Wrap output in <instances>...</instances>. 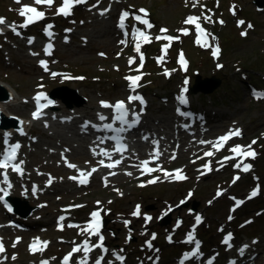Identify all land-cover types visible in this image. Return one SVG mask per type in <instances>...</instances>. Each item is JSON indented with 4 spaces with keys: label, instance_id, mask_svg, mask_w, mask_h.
I'll use <instances>...</instances> for the list:
<instances>
[{
    "label": "rangeland",
    "instance_id": "obj_1",
    "mask_svg": "<svg viewBox=\"0 0 264 264\" xmlns=\"http://www.w3.org/2000/svg\"><path fill=\"white\" fill-rule=\"evenodd\" d=\"M233 1H237L238 6L244 9L239 16L238 13L233 14ZM220 2L224 5L215 9V13L217 17L224 19L225 25H216L214 32L220 34L222 42L216 44L225 52L222 58L212 61L208 53L194 46V39L189 34L177 46L187 52L188 60L193 64L191 72L184 76L183 71L176 73L173 64L167 63L169 74H155L152 77L153 85L149 84L147 88L148 95L143 87L141 90L149 103V112L144 115L145 123L150 122L153 133L168 141L165 151L168 150L169 156L166 155L163 161L168 167L179 165L188 171L189 179L180 185L163 183L140 189L132 176L133 174L136 178L133 165L121 167L119 174L110 181L107 180L109 172L100 173L92 179L88 187H80L78 181L69 179L70 175L77 174L80 169L88 171L94 164L87 166L92 156L90 153H84L85 149L99 151V146L92 140L95 133L91 131L88 134L81 124L84 118L99 119V116L103 115L100 114L102 111L110 110L101 106L102 101L113 102L126 96L128 82L125 73L135 66L138 59L140 61L142 49L140 53L130 49L124 53L116 40L114 23L118 12L123 8L136 10L145 6L151 9L150 24L156 32L159 27L168 26L170 33L178 36L182 30V19L192 12V8L185 5V0H87L76 15L63 19L61 27L55 28L56 51L51 58H46L43 54L42 37L37 35L38 32L42 33L43 27L28 31L22 30L25 27L22 28L18 24L26 19L19 15L20 9L23 6L35 5L34 0H21L19 4L14 0H0V15L16 19L14 21L18 30H11L0 36V81L9 84L18 92V103L10 110L13 113L10 115L30 121L33 95L37 91L35 88L40 81H44L48 93L56 91L59 103L57 115L71 117L68 122L57 118L49 122L34 123L32 130H36V133L32 137L16 135L17 139L24 142L21 158L23 175L16 174L11 189L12 196L38 208L26 220L29 224L38 226L39 230H34H37L39 237L50 242L51 246L46 255L53 262L59 264L60 256L70 252L71 244L77 242L75 238L62 239L64 235L56 230V216L65 205H82V211L77 216L76 213L72 214L73 219L82 221L80 232L88 213L95 207L102 208L108 220L104 233L109 246L112 250H120L119 253H127L130 264H136L142 258L151 263L155 257L162 258L158 264H176L174 256H179L184 250L179 249L180 239L191 226L197 227V235L204 242V252L208 246V254L204 253L206 261L216 258L217 264H221L217 252L224 248V236L231 233L240 239L239 246L247 245L244 257L250 259L252 255H260L259 262L264 263V149L261 150L264 141V101H252L248 92V83L264 88V8L258 12L254 0ZM54 4L53 7L57 10L61 2ZM105 8L111 9L112 13L107 14L108 10ZM101 12H104V15H101ZM244 18L255 20L256 27L246 22L239 26L238 21ZM45 20L48 26L51 19ZM249 25L251 27H248ZM212 26L211 23L210 28ZM67 29L71 31L68 32ZM241 30L248 31L247 39L240 35ZM177 50L172 53L175 55ZM99 53L104 54V57ZM143 56L145 57L144 54ZM166 56L170 60L175 58H172L171 53ZM130 59L135 61L131 65ZM41 61H48V71L40 65ZM220 64L223 65L221 70L217 66ZM151 69L148 68V71ZM50 71H70L73 75H83L84 81L63 83L61 78L52 80ZM197 74L201 81L215 78L220 79L222 84L210 95H204L202 92L184 93V87H193L196 84ZM244 76L250 82L244 81ZM209 84L204 83L203 86L208 87ZM64 86L70 89H61ZM172 86L174 89H171ZM179 91L180 96L183 95L188 104L198 110V114L207 118L210 129L208 135L212 138L228 132V125L242 128L244 136L236 142L240 141L245 148L251 145L252 148H257L256 151L260 149L256 165L254 163L255 169L251 173H236V163L221 165L217 159L208 172L199 175L196 171L197 163L194 162L207 149L199 148L197 143L202 140L192 141V138H184L180 141V147L168 149L178 135L187 134L181 133L180 126L177 125L182 121V117L175 112L173 94H179ZM60 98L68 99L73 109H67ZM77 103L82 105L77 107ZM78 109L82 111L79 112ZM6 123L13 124L8 120ZM199 124L203 125V120ZM169 125L177 127L174 130ZM216 139L210 144L215 143ZM137 154L136 152L135 156ZM99 160L96 159L95 164ZM66 161L76 165V168L68 167ZM235 177L239 179L234 182ZM256 178L261 180L260 184L255 183ZM187 189H193L195 194L188 201V205L184 206L182 203L186 201L184 198ZM257 189L258 194L249 198ZM232 196L243 200L242 207L253 205L254 208L247 211L248 209L241 207L230 215L229 210L234 205ZM195 202L197 211L193 212L192 206ZM257 203L263 205L258 206ZM136 205L141 207L138 215H134ZM169 213V222L161 223ZM197 216L204 220L202 224L196 223ZM145 217L152 219L146 220ZM15 218L21 216L16 214ZM248 218L254 219L252 224L242 227V223ZM9 219L10 216H7L3 221L7 222ZM178 219H181L179 223ZM125 221L128 222L127 225ZM153 234L156 235L155 239H152ZM2 235L10 239L8 251L11 256H8L10 262L7 264L34 263L24 244L13 247V238L19 235L15 230L9 229ZM169 236L177 240V243L170 247ZM148 241H151L152 249L147 247ZM145 247L147 251L144 250ZM156 248L158 251H155ZM12 254L18 255L19 259L15 261ZM230 254L237 255V251ZM226 255L227 252L223 253V257ZM2 261L0 259V263Z\"/></svg>",
    "mask_w": 264,
    "mask_h": 264
},
{
    "label": "snow or ice",
    "instance_id": "obj_2",
    "mask_svg": "<svg viewBox=\"0 0 264 264\" xmlns=\"http://www.w3.org/2000/svg\"><path fill=\"white\" fill-rule=\"evenodd\" d=\"M15 2L17 4H19L21 2V0H15ZM54 0H34V4L35 5H42V6H48L51 7L53 5ZM87 0H63L62 6L60 8L57 9V14L59 15H64V16H69L71 15V9L78 4H84L86 3ZM196 4V0H193V5L195 6ZM141 13H143V16L140 15H136L133 17V19L137 22H139L140 24L145 25L147 28L151 29L152 25L149 23V21L147 19H145L144 17L147 16V12L144 9H140L139 10ZM235 14V13H233ZM19 15L21 17H26L25 22L23 24L20 25V27H28L31 24H34L35 22H37L38 20H42L44 19L45 13L43 11H39L36 7L33 6H23L20 11H19ZM101 15H104V12H101ZM129 12L125 11L122 12L119 18V23H118V27L120 29H124L125 28V20L129 17ZM205 20L211 22V17H204ZM200 17L197 16H190L188 18H186L185 23L188 25H195V29H196V34H197V39H196V43L198 45H200L201 47H210L209 43H208V33L205 32V30L201 27V24L199 23ZM220 23H223V21H220ZM244 22L243 21H238V25H242ZM6 21L3 18H0V26L5 25ZM12 27V26H10ZM51 25L47 26L46 29V34L51 38V36L53 35V33L51 31H49V29H51ZM248 27H251V25H249ZM2 30V29H0ZM12 31L16 32V28L12 27ZM162 33L167 32V29H162L161 30ZM17 35H19V33H16ZM182 34L183 35H188V30L187 29H183L182 30ZM128 33H125V36H127ZM241 35H246V33H241ZM132 37L133 40L135 41H143V42H151V38L146 35L144 32L140 31L139 29H133L132 31ZM157 40L159 39H166L169 42H171L173 39H178V37L174 38L171 36H158L156 37ZM212 39H215V37H212ZM31 42V40H30ZM122 44L126 43L125 40L121 41ZM169 45H165L162 49V52L164 53V55H167V50ZM52 49V45L48 44L45 48V54L46 55H51V50ZM140 49H141V43L140 42H136L135 43V51L137 53H140ZM219 48H215L213 49V56H217L219 53ZM35 55V53H34ZM103 55V54H101ZM143 61H144V56L142 53H140V68L143 67ZM135 61L130 59L129 63L130 65L132 63H134ZM158 63H163L164 59L163 56L159 57L157 60ZM179 63L186 67V62L184 61L183 58V53L180 54V58H179ZM41 66L44 68L45 71H48V66L47 63L45 61H41L40 62ZM218 67H222V65H217ZM140 68H137L136 71L139 72ZM169 73L166 71L165 75H168ZM51 75L53 76V78H55L57 75H61V74H57V73H51ZM65 79H83L82 77H70L67 75H64ZM142 76L137 75L135 77H126V79H128L130 81L129 83V87L131 89V91L135 92L136 88L139 86L138 82L141 80ZM187 80L185 81V84H187ZM184 92L187 91V88L183 89ZM254 96H256L257 98H264V94H256L254 93ZM34 99L37 102V111L33 113V118L34 119H40L41 118V110L44 107H47L48 105L52 104V101H48L47 105H41L39 102L41 99H47V97L43 96V94H38L36 97H34ZM179 102L182 105H186L188 103L187 99L181 95L179 98ZM135 101H139V103L141 105H143L145 102L143 100V98L139 95H130L128 97V103L131 104ZM101 106L104 108H114V121H118L119 124L121 125V127L119 128H114L112 124H105L104 125V130L109 131V132H113V133H123L125 132L127 129H131L132 127H134L137 123H139V114L135 112V110H132V120L131 122H129L128 120V116H129V109L126 107V104L124 101H118L115 105H110L107 102H101ZM181 115H186L185 113H180ZM99 119L101 121L107 119V117L100 115ZM126 126V127H125ZM85 128L87 127V124L84 126ZM95 127V126H93ZM99 130V129H98ZM21 134L22 131H21ZM234 136H240V130L236 129V130H230L229 133H227L225 136L218 138V140L214 143V147L219 150L221 147H223L224 143H226L227 141H229L232 137ZM9 139H10V135L8 133H5L4 135V140L3 143L4 145H6V147L3 149V155L0 156V170H3L2 172H0V175L3 176V180L2 183L7 184L8 188H11V183L9 182V178H8V170L9 168L15 172L20 174L21 176L23 175V169L21 167V164L23 163V161L17 162V155L19 152V149L21 147V145L19 143H15V144H9ZM103 139H113L116 141V145H117V150L121 152L126 151V146L123 145L120 142V137L118 135L112 136V137H105L101 139V142H103ZM201 143H212V142H204L201 141ZM253 143H255V141H253ZM94 151V150H93ZM230 151L235 153L236 156H243L245 158L251 157L252 159H255L256 153L254 151L251 150V145L248 146L247 149H244L243 147H241L240 145H236L235 147L230 148ZM95 154V151H94ZM101 154L105 155L106 157H108L109 159H111V154L101 150ZM152 157H154L155 159H158L160 156V151H159V144L158 142H156L155 145V149L154 151L150 154ZM206 156H212L213 152L209 151L205 153ZM62 158H63V154H61ZM175 158V157H173ZM228 159V158H226ZM67 163V161H66ZM101 165L104 164L103 161H100ZM121 163V161L117 160L115 162H113L112 164H108L106 165V167L109 168H113L118 166ZM149 161H143L141 162V171L142 172H147V173H151L154 171H162V169H158V168H149L147 167ZM67 166L70 168H76V165L67 163ZM235 167L240 168V164L235 165ZM251 170V165L250 164H245L242 168V171H250ZM97 171V169L93 168L90 172H83V171H79V175L77 176H73V177H69V179L72 180H77L79 184L81 185H85L88 183V178L92 175L93 172ZM113 175L115 173H112ZM128 175H131V173H127ZM165 177H171L174 176L176 179L179 180H183L186 179L185 176L182 175V170H177L175 173H164ZM159 178L157 177L156 179L150 180L149 183H156L157 180ZM236 179H239V177H235L234 178V182ZM49 183H51V179L49 180ZM143 186V185H141ZM36 189L35 187L33 188V193H35ZM0 192H2L4 194V196H7L9 193L7 191V189L5 188H0ZM219 194V193H218ZM258 194V189L254 190L251 194L249 198H252L254 196H256ZM0 200H3V197H0ZM99 203V202H97ZM242 203V201H238L237 202V206H239V204ZM75 207H79V206H75ZM11 210V209H9ZM67 211V210H66ZM139 214V206H137V210L136 212H134V215H138ZM167 214V213H165ZM231 218V217H230ZM66 219V217H60L58 220V227L59 230H63L65 225L63 224V221ZM146 220H151V217H145ZM201 222V219L199 216L196 217V223L199 224ZM127 221H125V224L127 225ZM67 227L72 228V227H76V225L73 224H68ZM101 228H102V222H101V216H100V211H95L93 213H91V220L90 222L86 225V227L81 229V232L83 233H88L89 234V239L91 236H96L98 238V242L95 244H90L89 243V239H86L82 245L74 247L72 249V252L69 253L68 255H66L63 258L62 264H70V261L72 259V257L74 256V254L76 253H81L83 252V256L80 260L76 261V264H88V261L90 259V253H92L95 249H99L102 253V255H100L99 257L96 258L95 260V264H104L105 261V256L109 253V249L107 247L104 246V237L101 234ZM156 235L153 234L152 239H155ZM232 236L231 233H229L225 238L223 243H225L229 248H231V241ZM169 242H171L172 238L171 236L168 237ZM19 242V239L16 241V243ZM47 243L48 242H41L39 241V239L37 238V240H35L33 242V244L30 246V251H32L33 253L37 252V251H43L44 248L47 247ZM185 243L188 244H195V247L193 249L192 252H188L185 253L183 258L180 261V264H184V262L186 260H190L193 257L199 259V257L202 255L200 253V241L195 239L194 236V229L192 232H190L188 234V238L185 241ZM13 247H15V243L13 244ZM147 247L149 249H152V244L151 241L147 242ZM247 248V245L243 246L240 249V254L243 255L244 250ZM5 251L2 239H0V253H3ZM155 251H158V249H156ZM113 256L116 260L119 261V264H125V258L123 256L117 255L115 253H113ZM13 259H15V257H13ZM151 259V258H150ZM158 261V257L156 258ZM214 259V258H213ZM41 264H48V261H41ZM107 264H112V261L109 260L107 261ZM154 264H156V261H154ZM208 264H213V260L210 259L208 261ZM230 264H235V261H231Z\"/></svg>",
    "mask_w": 264,
    "mask_h": 264
},
{
    "label": "water",
    "instance_id": "obj_3",
    "mask_svg": "<svg viewBox=\"0 0 264 264\" xmlns=\"http://www.w3.org/2000/svg\"><path fill=\"white\" fill-rule=\"evenodd\" d=\"M259 5L263 7V2H260ZM7 27L8 26L6 24L0 26V29H2L0 30V33L3 32L5 29H7ZM204 83H208V84L210 83V84L208 87H204L203 86ZM221 84H222V81L220 79L214 78V79H206L204 81H201V77L199 76L198 80L196 81L195 86L192 88V93L203 92L204 94H212L221 86ZM55 92L56 91L52 92L53 98H55L56 96ZM15 101H16V97H15L14 91L9 86L0 83V131L13 132L9 124L6 123V120L16 121L17 124L18 122L19 123L21 122L18 119L8 116L4 111L5 104L14 103ZM9 199L15 204L17 208L16 203H19V202L13 198H9ZM196 206L194 205V209H196ZM35 210L36 209H33L32 212ZM30 214L31 213H29V215ZM169 217L170 215L166 219L163 220L165 224L169 222Z\"/></svg>",
    "mask_w": 264,
    "mask_h": 264
},
{
    "label": "bare ground",
    "instance_id": "obj_4",
    "mask_svg": "<svg viewBox=\"0 0 264 264\" xmlns=\"http://www.w3.org/2000/svg\"><path fill=\"white\" fill-rule=\"evenodd\" d=\"M121 31H122V29L118 30V31L116 32V34H120ZM13 91H14V94H15V96H16V98H17V96H18V92H16L15 90H13ZM17 103H18V101L14 102V103H10V104H5V105H4V110H5L7 113L13 114V113L10 112V110H11L15 105H17ZM78 111L81 112L82 110L78 109ZM178 123H179V124H177V125L180 126L179 129L182 130V132H183V127H184V124H185L186 122L182 121V122H178ZM177 125H175V126H173V125L170 126V125H169V127L175 130L176 127H177ZM30 130H31V129H30ZM152 139H154V143H156V142L158 141L157 139H159V138L156 137V136L154 135V136L152 137ZM183 139H184L183 136L178 135L177 138H176L175 140L172 141V144L169 145L168 149L170 150L172 147H173L174 149H177V147L181 144L180 141L183 140ZM149 145H150V144H142V143L139 144V146L142 147V148H144V149H148V148L150 147ZM151 151L153 152L154 149H152ZM167 151H168V150H167ZM167 151H166V152H167ZM83 152H84V151H83ZM84 153H85V152H84ZM8 197H9V196H8ZM10 197H12V192H11ZM32 226H33V225H32ZM4 231H5V232H8V231H9V228L5 227V228L3 229V232H4ZM54 263H56V261H55Z\"/></svg>",
    "mask_w": 264,
    "mask_h": 264
},
{
    "label": "trees",
    "instance_id": "obj_5",
    "mask_svg": "<svg viewBox=\"0 0 264 264\" xmlns=\"http://www.w3.org/2000/svg\"><path fill=\"white\" fill-rule=\"evenodd\" d=\"M149 49H156L157 50V53H158V49H159V47H157L156 46V44L155 43H153L152 45H150L149 47H148ZM154 60V59H153ZM149 67H151L152 69L150 70V72L148 73V78L146 79V81L148 82V83H153L152 82V77L153 76H155V74H157V72L158 71H156V69H155V64H154V62H153V64H149ZM160 76V75H159ZM264 83V82H263ZM153 85V84H152ZM261 149H264V141H263V145H262V148ZM259 204H263V203H259Z\"/></svg>",
    "mask_w": 264,
    "mask_h": 264
}]
</instances>
